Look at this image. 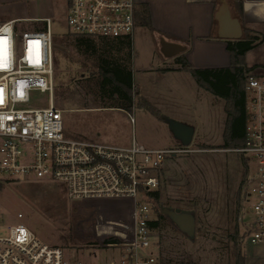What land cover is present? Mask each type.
<instances>
[{"label": "rangeland", "instance_id": "374dc122", "mask_svg": "<svg viewBox=\"0 0 264 264\" xmlns=\"http://www.w3.org/2000/svg\"><path fill=\"white\" fill-rule=\"evenodd\" d=\"M226 1L231 16L242 25L241 38L249 36L252 40L253 48L246 54L245 63L256 67L248 74H264V11H257L264 0L252 4L240 0L241 5ZM220 3L221 0H217V10ZM141 8L143 6L138 4V9ZM67 10L68 0H0V22L4 17L51 19L55 33L53 102L64 109L65 135L120 145L135 139L146 147L164 148L182 145L173 136L167 119L189 125L193 129L192 141L182 146H189L193 151L166 155L161 164L163 171L161 168L157 171L159 184L155 190L159 197L153 198L150 215L158 221V226L154 227L155 237L151 238L149 247L158 257L157 264H236L235 259H239L235 246L239 248L242 231L248 227L243 221L242 206L249 211L247 206L250 205L243 201L242 185L248 171L251 174L255 171V163L235 152L236 146L224 144L227 126L224 98L208 93V99L199 98L193 107L182 100L174 103L162 99L156 102L158 104L148 100L145 91L151 88L152 79L140 70L148 63L155 65L162 55L155 33L144 31L141 40L135 42V48L131 47V106L128 110L100 108L102 100L96 95L95 74L101 56L110 53L111 58L125 60L126 49L118 51L101 38H91L90 43L77 42L75 37L67 35L70 30ZM43 23L27 21L19 24L25 29L41 27ZM218 38L217 34L215 40L223 39ZM31 98V107L47 106L49 102L47 92L35 91ZM143 103L152 105L156 112ZM155 104L172 109L174 116H166ZM175 105L178 108H174ZM105 205L71 200L63 184L56 181L22 176L0 180V235L6 234L8 224L19 222L43 242L61 246L68 259L85 262L111 257L116 251L100 246L111 237L98 235L97 229L106 223L116 224L114 218L121 219L122 216L113 209L103 212ZM160 207L192 213L194 236L180 231L166 214L159 212ZM19 212L20 218L17 217ZM108 228L112 227L105 229ZM247 240L245 235L243 250L249 244Z\"/></svg>", "mask_w": 264, "mask_h": 264}, {"label": "built area", "instance_id": "2783aa9c", "mask_svg": "<svg viewBox=\"0 0 264 264\" xmlns=\"http://www.w3.org/2000/svg\"><path fill=\"white\" fill-rule=\"evenodd\" d=\"M136 9V0H68V32L131 38ZM27 21L44 23L22 29L19 23ZM54 35L50 17L0 23V180L22 176L56 181L71 200L107 204L103 212L113 209L122 218H114L116 224L106 223L97 233L111 237L100 246L116 253L96 261L71 260L61 246L43 242L16 222L0 235V264H157L158 257L149 247L155 237L149 223L155 220L150 204L151 192L159 184L157 171L166 155L193 150L182 145L150 148L135 139L118 145L65 135L64 109L53 102ZM35 91L48 93L47 106H29ZM244 93L243 142L233 150L255 163L243 193L250 203L245 235L258 244L264 243V74H247Z\"/></svg>", "mask_w": 264, "mask_h": 264}, {"label": "crops", "instance_id": "0c3cea01", "mask_svg": "<svg viewBox=\"0 0 264 264\" xmlns=\"http://www.w3.org/2000/svg\"><path fill=\"white\" fill-rule=\"evenodd\" d=\"M136 1L137 8L138 4L146 8L150 24L138 23L136 25L131 37L132 48H135V42H139L143 33H146L144 31L155 33L159 50L160 38L186 45L183 53L173 57H165L160 52L162 56L157 60L155 65L148 63L149 65L141 67L140 71L144 72L147 78L149 77V80L152 79L151 88H146L145 91L146 98L152 103L160 102L162 99H167L174 103L175 101L182 100L183 102H188L192 107L195 106V102L199 98L204 97L208 99V93L211 92L196 82L190 71L181 66L177 57L182 55L189 65L194 68L228 67L231 64V55L226 48V43H224L225 39L218 38L220 41L215 40L218 34V22L215 18L217 0ZM257 11L263 12L264 4L259 6ZM17 18L24 20L27 17H4L1 22ZM135 60L136 57L133 58V62ZM245 64L250 66L247 63ZM224 103L226 104V101ZM225 104L223 106L224 109ZM157 107H160L166 113V116H174L171 113L172 109H166L161 107V105ZM174 108H178V106L175 105ZM128 144L121 142V145ZM118 145L120 144L118 143ZM167 146L169 145L165 147ZM160 168V171H163L162 166ZM250 174L248 171L247 177ZM242 207L244 219H248L249 211H245L244 205ZM247 207L249 208V206ZM244 237L245 231H242L241 243L238 244L242 264H264V243L252 244L247 240L249 244L247 243L246 249L243 250L242 243ZM234 263H236V259Z\"/></svg>", "mask_w": 264, "mask_h": 264}, {"label": "trees", "instance_id": "16d2710c", "mask_svg": "<svg viewBox=\"0 0 264 264\" xmlns=\"http://www.w3.org/2000/svg\"><path fill=\"white\" fill-rule=\"evenodd\" d=\"M232 1L235 5H241L240 0ZM135 22L136 25L138 23L150 24L146 8L136 9ZM67 33V35L75 37L74 40L77 42L90 43L92 41L91 37L88 36ZM101 40L110 43L109 45L114 49L117 48L118 51H122L125 48L126 58L125 60H121L118 57L111 58L109 57L110 53L101 56L100 63L97 66V73L95 74L97 76L96 95L102 100L99 107H115L128 110L133 97L132 91H130L132 71L129 69L131 65V38L128 36L115 40L104 38H101ZM226 48L231 55V64L228 67L194 68L189 65L182 55H179L177 60L183 68L190 71L201 87L225 99L227 126L224 134V144L227 146H239L243 142L245 127V78L256 65L247 66L245 64V54L253 48L251 37L246 36L238 40H226ZM142 105L156 112L152 105L148 103H143ZM151 194L153 198L158 199L159 192L157 190L152 191ZM149 224L151 227H156L158 226V221L153 220ZM235 247L237 248L236 256L239 259L236 264H242L239 248Z\"/></svg>", "mask_w": 264, "mask_h": 264}, {"label": "water", "instance_id": "95a60500", "mask_svg": "<svg viewBox=\"0 0 264 264\" xmlns=\"http://www.w3.org/2000/svg\"><path fill=\"white\" fill-rule=\"evenodd\" d=\"M218 22V36L226 40H238L241 38L243 29L240 21L232 17L229 5L226 0H221L215 14ZM160 52L165 57H173L183 53L186 45L160 38ZM168 125L172 130L173 136L182 144L189 145L192 141L193 129L182 122L167 119ZM159 212L166 214L179 228L180 231L190 237L195 233V217L192 213L182 211L179 208L160 207Z\"/></svg>", "mask_w": 264, "mask_h": 264}, {"label": "bare ground", "instance_id": "6f19581e", "mask_svg": "<svg viewBox=\"0 0 264 264\" xmlns=\"http://www.w3.org/2000/svg\"><path fill=\"white\" fill-rule=\"evenodd\" d=\"M247 8H248V6H247Z\"/></svg>", "mask_w": 264, "mask_h": 264}, {"label": "flooded vegetation", "instance_id": "af4514ba", "mask_svg": "<svg viewBox=\"0 0 264 264\" xmlns=\"http://www.w3.org/2000/svg\"><path fill=\"white\" fill-rule=\"evenodd\" d=\"M242 26V25H241Z\"/></svg>", "mask_w": 264, "mask_h": 264}]
</instances>
